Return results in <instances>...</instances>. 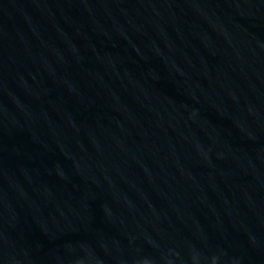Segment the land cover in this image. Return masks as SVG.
Segmentation results:
<instances>
[{"label":"water","instance_id":"obj_1","mask_svg":"<svg viewBox=\"0 0 264 264\" xmlns=\"http://www.w3.org/2000/svg\"><path fill=\"white\" fill-rule=\"evenodd\" d=\"M0 264H264V0H0Z\"/></svg>","mask_w":264,"mask_h":264}]
</instances>
